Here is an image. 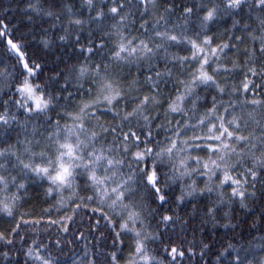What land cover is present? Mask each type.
Masks as SVG:
<instances>
[{"label":"snow or ice","instance_id":"6c2138e0","mask_svg":"<svg viewBox=\"0 0 264 264\" xmlns=\"http://www.w3.org/2000/svg\"><path fill=\"white\" fill-rule=\"evenodd\" d=\"M0 50V264H264V0H0Z\"/></svg>","mask_w":264,"mask_h":264},{"label":"trees","instance_id":"16d2710c","mask_svg":"<svg viewBox=\"0 0 264 264\" xmlns=\"http://www.w3.org/2000/svg\"><path fill=\"white\" fill-rule=\"evenodd\" d=\"M9 17L12 18V23L15 24L17 22V20L21 17L20 12L18 11H10L8 13ZM2 51V50H0ZM231 235V233H227L226 234V230H224L223 228H221L219 231L214 232L209 239H214L217 247H219L221 244H227L229 243V236ZM252 235H255V233H252ZM245 239H248V237L246 236Z\"/></svg>","mask_w":264,"mask_h":264}]
</instances>
